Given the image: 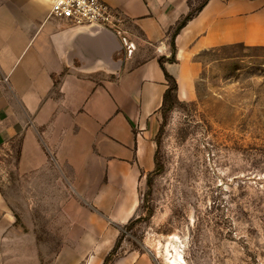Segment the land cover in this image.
Returning <instances> with one entry per match:
<instances>
[{
    "label": "crops",
    "instance_id": "0c3cea01",
    "mask_svg": "<svg viewBox=\"0 0 264 264\" xmlns=\"http://www.w3.org/2000/svg\"><path fill=\"white\" fill-rule=\"evenodd\" d=\"M101 1L116 21L100 35L50 0L0 4V264H157L118 241L156 166L166 72L190 101L201 55L264 47V0H209L162 67L192 0Z\"/></svg>",
    "mask_w": 264,
    "mask_h": 264
},
{
    "label": "rangeland",
    "instance_id": "374dc122",
    "mask_svg": "<svg viewBox=\"0 0 264 264\" xmlns=\"http://www.w3.org/2000/svg\"><path fill=\"white\" fill-rule=\"evenodd\" d=\"M199 61L192 100L161 113L158 165L118 246L143 248L157 264H172L170 242L178 264H264V47L227 46Z\"/></svg>",
    "mask_w": 264,
    "mask_h": 264
},
{
    "label": "built area",
    "instance_id": "2783aa9c",
    "mask_svg": "<svg viewBox=\"0 0 264 264\" xmlns=\"http://www.w3.org/2000/svg\"><path fill=\"white\" fill-rule=\"evenodd\" d=\"M49 18L75 26H115L116 18L101 0H50Z\"/></svg>",
    "mask_w": 264,
    "mask_h": 264
},
{
    "label": "trees",
    "instance_id": "16d2710c",
    "mask_svg": "<svg viewBox=\"0 0 264 264\" xmlns=\"http://www.w3.org/2000/svg\"><path fill=\"white\" fill-rule=\"evenodd\" d=\"M209 0H202V2L200 3V5L197 7V8H193L192 11L190 12V14L178 25V27L176 28V30L173 32L172 34V46H173V49H174V53H173V56L171 59H165V58H161L160 59V64L162 65V67H164V64L166 62H175V50H176V47H175V39H176V36L177 34L181 31V29L183 27H185L187 25V23L195 18L203 9L204 7L207 5ZM166 79H167V82H168V89L166 90V93H165V96H164V104H163V107H162V114L164 115L165 112L172 108L176 103H179V99H178V83H177V80L171 76L170 74H168L166 72ZM157 145L159 146V143L157 142ZM157 164V162H156ZM158 165V164H157ZM113 253H111L112 255ZM108 256L106 261H105V264H107L109 258L111 257Z\"/></svg>",
    "mask_w": 264,
    "mask_h": 264
},
{
    "label": "bare ground",
    "instance_id": "6f19581e",
    "mask_svg": "<svg viewBox=\"0 0 264 264\" xmlns=\"http://www.w3.org/2000/svg\"><path fill=\"white\" fill-rule=\"evenodd\" d=\"M172 239H176V238L173 237ZM171 248L174 250L175 254L171 251ZM166 250L168 252V256H170L169 261L172 264H178L179 261L180 262H185L184 257L182 256V254L177 251V245L176 244L170 242V244L167 246V249ZM166 250H165V252H166Z\"/></svg>",
    "mask_w": 264,
    "mask_h": 264
},
{
    "label": "water",
    "instance_id": "95a60500",
    "mask_svg": "<svg viewBox=\"0 0 264 264\" xmlns=\"http://www.w3.org/2000/svg\"><path fill=\"white\" fill-rule=\"evenodd\" d=\"M86 30L91 35H100V34H102L104 32H109V30L107 28L99 26V25L89 26ZM121 50H122V47L120 46L118 52H120ZM116 65L119 68L121 66V63L118 61L116 63Z\"/></svg>",
    "mask_w": 264,
    "mask_h": 264
}]
</instances>
